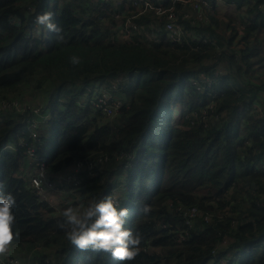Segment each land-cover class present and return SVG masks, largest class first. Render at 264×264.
I'll use <instances>...</instances> for the list:
<instances>
[{"label": "trees", "instance_id": "obj_1", "mask_svg": "<svg viewBox=\"0 0 264 264\" xmlns=\"http://www.w3.org/2000/svg\"><path fill=\"white\" fill-rule=\"evenodd\" d=\"M101 1L0 0V194L16 201L8 254L28 264H122L69 245L57 226L64 207L111 196L142 237L123 264H207L227 254L264 264V83L251 79L264 75V0ZM45 12L59 37L35 22ZM170 12L190 44L168 38ZM129 19L144 29L123 42ZM224 45L227 67L210 64ZM205 78L214 79L198 89L194 80ZM98 83L121 102L115 118L103 113L105 93L93 97ZM255 104L262 113H247ZM25 160L44 163L48 180L76 199H43L19 172ZM77 163L84 169L71 182Z\"/></svg>", "mask_w": 264, "mask_h": 264}, {"label": "clouds", "instance_id": "obj_2", "mask_svg": "<svg viewBox=\"0 0 264 264\" xmlns=\"http://www.w3.org/2000/svg\"><path fill=\"white\" fill-rule=\"evenodd\" d=\"M35 22L46 27L49 31L57 33L59 37L60 29L52 21L51 12L38 14ZM69 62L73 65L78 64L79 58L72 56L69 58ZM177 111L178 109L176 108L172 115L173 119ZM249 111L247 110V113ZM180 117H176L175 121L179 120ZM32 126L35 127V124ZM3 150H5V147ZM0 177L1 188L2 176L0 175ZM15 203L13 194H0V264L4 263L2 262V257H8L10 249L8 246L13 240V226L15 222L13 207ZM140 211L148 214L150 208L144 205ZM127 216L128 209L119 206L111 196H107L102 199L89 201L87 204L81 203L78 206L69 205L64 207L57 226L63 231L69 245H73L81 250L91 249L93 251L110 253L113 258L121 261L123 264V262L131 261L138 255L141 251L142 241L140 234H134L125 226ZM236 256L237 259L240 257L243 259L244 254L238 253ZM221 258L229 259V262L225 264H239L232 263V259L228 254L226 256H213L207 264H222L219 261Z\"/></svg>", "mask_w": 264, "mask_h": 264}, {"label": "built area", "instance_id": "obj_3", "mask_svg": "<svg viewBox=\"0 0 264 264\" xmlns=\"http://www.w3.org/2000/svg\"><path fill=\"white\" fill-rule=\"evenodd\" d=\"M108 1H112L115 4H117L119 0H102V2H108ZM140 1H142L140 7L145 6V7L151 8L152 4L150 3L149 0H140ZM207 7H209V5ZM161 9L162 8H158L156 12L162 15L163 10ZM167 16H168L169 21L165 24V30L168 34L167 36L170 39V41L173 43H178V44H181L183 42H187L188 44H190L194 40V37L192 36V34L188 30L184 29L183 26H181L174 20V14L172 12L168 13ZM200 19H205V17L201 13H200ZM123 25L124 26L121 27V29L119 30L120 38H122L123 42H127V41L132 42L130 33L131 32L138 33L140 30L144 29V27H140L131 19L127 20V22H125ZM152 41L157 42L159 41V38L155 39V36H154L152 38ZM205 41L206 39H203V42ZM194 83L197 85V88L200 89V88H204L207 83L210 84L211 81H208V79L205 78L203 83H202V80L201 81L195 80ZM102 103L104 104L103 113L108 116H113L119 111V105L121 102L120 100H116L113 102L109 97L106 96L104 100H102ZM254 110L256 112L262 113L261 109L259 108V105L257 104H255L253 109L250 110V113ZM33 134H34L33 137L35 138L37 136L36 132H33ZM83 169L84 167L82 166V164L77 163L72 171L70 169L71 175L68 176V179L71 182L72 181L78 182L79 181L78 173L80 170H83ZM46 176H47L46 166L44 165V163H42L39 165L38 171L29 177L30 186L32 190L36 191L43 199H46L50 202H53V201L55 202L56 199H59L57 197L59 196L58 194H61L60 185L59 184L54 185L53 183L48 184L47 182H45ZM181 207H179V209ZM188 214L192 218L195 219V217L200 213H198L196 209L191 208L188 210ZM219 261L220 263L225 264L229 262V259L221 258L219 259Z\"/></svg>", "mask_w": 264, "mask_h": 264}, {"label": "rangeland", "instance_id": "obj_4", "mask_svg": "<svg viewBox=\"0 0 264 264\" xmlns=\"http://www.w3.org/2000/svg\"><path fill=\"white\" fill-rule=\"evenodd\" d=\"M119 1H124V0H119ZM118 1V2H119ZM102 2V1H101ZM225 10V9H224ZM229 12H231L232 14H234V15H236L235 13V11H233V9H229ZM242 14H243V12H242ZM218 19H219V21H220V26H221V23H222V26H223V24L227 27V25L229 24V20L227 19V17H225V16H222V15H218ZM241 28L240 27H238L237 28V30H240ZM223 30H225L224 31V33L226 34V36H230L231 35V32H232V28H229V29H225L224 27H223V29H222V32H223ZM233 37V36H232ZM231 37V38H232ZM231 38H229V39H231ZM145 44H147V45H149V43L148 42H145ZM232 47L234 48V49H236V50H242L243 48H244V46H242V45H239V44H233L232 45ZM220 52H223L225 55H224V59L222 60L221 58H220ZM230 50L227 48V45H224L222 48H217L216 49V53L213 55V56H215V59H214V61H212V62H210V64H214V63H218V64H221V66H219V67H221V68H226L227 67V62L225 61V59H227L228 58V55L230 54ZM208 59H212L211 57H208ZM220 73V71H219V68H218V71L216 72V74H219ZM248 77L249 76H245V77H240V76H237L236 78H239V80L241 81V83H243V81H246L247 79H248ZM213 79L214 78H210V79H208V81H213ZM252 79V81H262L263 83H264V75H259L258 77H252L251 78ZM109 79H104V83L105 82H107ZM126 80V79H125ZM124 80V81H125ZM245 84V83H244ZM90 87V89H91V91L92 92H94V93H96L93 97L95 98V97H97L99 94H101V93H105L108 97H110L111 96V94H108V92H107V90H105V88H104V84H102V83H98V84H95V85H90L89 86ZM43 102V101H42ZM42 102L40 103V102H37V104L39 105V106H42L41 104H42ZM2 108V106H0V109ZM182 109L181 108H179L178 109V111H177V113H175V116H174V119H173V117H172V120H173V123L175 122V119H176V117H180L181 115H182V111H181ZM118 113V112H117ZM117 113L115 114V115H113V116H108V115H105L107 118H115L116 116H117ZM245 119V118H244ZM235 127V125L233 124L232 126H231V129H233ZM240 128H242V129H240ZM239 129L241 130V131H239V132H243V131H245V128L244 127H240ZM50 154V151H49V153H48V155ZM31 155V154H30ZM33 162V161H32ZM32 164V163H31ZM23 166H24V168H22L19 172H20V174L25 178L26 177V175L27 174H29L30 176L31 175H33V174H35L37 171H38V167H39V165H37V166H34V165H30L29 164V162L27 163V160H25V163L23 164ZM0 179H1V177H0ZM45 182H47L48 184H50V183H52L51 181H49L48 180V177L46 176L45 177ZM61 183H59V185H60ZM66 184H70V182H66ZM203 193H205V192H203ZM72 194V192H69V191H66V189H61V194H58L59 196H57L58 198H59V200L61 199V200H64L65 198H70L71 200H75L76 199V197H77V195H71ZM252 194H255L254 192H252ZM54 195H56V194H54ZM65 195V196H64ZM57 245V244H56ZM241 259V257L237 260V262H239V260ZM24 259H23V257L19 254V253H17L16 251H14L13 252V254H8V257H2V262H4V263H2V264H28L27 262H24L23 261Z\"/></svg>", "mask_w": 264, "mask_h": 264}, {"label": "crops", "instance_id": "obj_5", "mask_svg": "<svg viewBox=\"0 0 264 264\" xmlns=\"http://www.w3.org/2000/svg\"><path fill=\"white\" fill-rule=\"evenodd\" d=\"M258 70H256V72H257ZM248 79H249V77H248ZM248 79H247V82H248Z\"/></svg>", "mask_w": 264, "mask_h": 264}]
</instances>
